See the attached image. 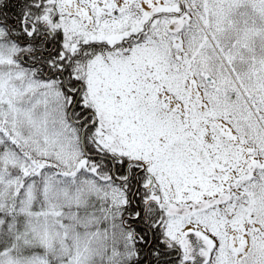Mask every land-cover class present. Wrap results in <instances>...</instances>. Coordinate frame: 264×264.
<instances>
[{"label":"snow or ice","instance_id":"6c2138e0","mask_svg":"<svg viewBox=\"0 0 264 264\" xmlns=\"http://www.w3.org/2000/svg\"><path fill=\"white\" fill-rule=\"evenodd\" d=\"M0 264H264V0H0Z\"/></svg>","mask_w":264,"mask_h":264}]
</instances>
